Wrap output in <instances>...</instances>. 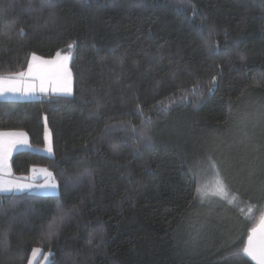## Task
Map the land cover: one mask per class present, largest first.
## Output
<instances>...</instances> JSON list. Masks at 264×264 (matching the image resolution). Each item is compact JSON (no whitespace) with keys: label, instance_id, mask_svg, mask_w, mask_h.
Here are the masks:
<instances>
[{"label":"trees","instance_id":"obj_1","mask_svg":"<svg viewBox=\"0 0 264 264\" xmlns=\"http://www.w3.org/2000/svg\"><path fill=\"white\" fill-rule=\"evenodd\" d=\"M69 44L72 95L0 98V131L41 147L45 118L52 138L51 156L14 152L12 176L58 186L0 193V264L35 247L50 264H250L224 258L264 210V0H0V74ZM215 143L249 181L219 225L197 198Z\"/></svg>","mask_w":264,"mask_h":264},{"label":"snow or ice","instance_id":"obj_2","mask_svg":"<svg viewBox=\"0 0 264 264\" xmlns=\"http://www.w3.org/2000/svg\"><path fill=\"white\" fill-rule=\"evenodd\" d=\"M68 49L71 50L74 45L69 44ZM72 58V53L61 55L58 51L56 57L51 60H44L38 57L35 53L31 54V59L28 61L26 71L15 72L7 75L0 74V95L19 94L26 96L35 93L36 91L47 93L51 90L53 93L62 94L65 96L72 94V73L68 67V63ZM216 77L213 76L209 91L213 90ZM167 107V106H165ZM151 121H148L150 124ZM135 132V129H133ZM140 137L144 141H150L151 137L148 134V129L145 128L140 132ZM46 151L51 153L52 147L47 143L48 137L45 136ZM31 147L28 142L27 134L23 131H0V193H20L26 189L34 188L45 191H54L57 188L55 177L47 169H40L46 173L48 180L43 185H33L30 183H22L21 179H11L6 177L12 176L10 158L15 150ZM36 172V169H33ZM224 185L222 182L217 183V191L222 192ZM201 196L207 195L206 192H201ZM231 202V201H230ZM39 249L33 248L32 256L35 257ZM51 253L45 254V264H50L48 257ZM248 257L255 261V264H264V215L260 217L259 225L249 230L247 239L243 247L235 252L229 253L224 259H239L240 257ZM28 264H33L30 258Z\"/></svg>","mask_w":264,"mask_h":264},{"label":"rangeland","instance_id":"obj_3","mask_svg":"<svg viewBox=\"0 0 264 264\" xmlns=\"http://www.w3.org/2000/svg\"><path fill=\"white\" fill-rule=\"evenodd\" d=\"M69 50L68 48H66L63 51H59L61 53V55H65L68 54ZM57 52L49 58H43L44 60H51L54 59L56 57ZM73 56V53H72ZM40 57V56H38ZM31 59V56L29 58V60ZM71 60L70 59L69 63H68V67L71 70ZM27 70V68H26ZM25 70V71H26ZM72 73V70H71ZM73 74H72V93H73ZM46 94H58V93H53L51 90H49L47 93L44 92H40V91H36L33 94L30 95H26V96H21L19 94H6V95H0V98L3 99H15V100H25V99H32V98H37L40 97L42 95H46ZM62 95V94H59ZM72 95V94H71ZM261 100V98H256V97H249L247 98V102L250 104H255L256 101ZM257 118L254 117V122H257ZM43 123H44V144L41 147H37V146H32L29 147H25V148H21L18 150H24V149H28V150H33L45 155H52L53 151L51 153L46 151L45 145H46V140H45V136L47 134L48 137V141L47 143L51 144L52 147V138H51V134L50 131L48 129L47 123H46V119H43ZM28 139V136H27ZM29 142V140H28ZM15 150L14 152L18 151ZM214 151L218 152V155L221 156V161H217L214 162L212 164V162H209V164L206 166V168L203 171V176L207 177L204 179H199L198 180V185H197V198L198 201L200 203H202L203 206H206L209 208H212L213 210L210 212V216L209 219L212 221H216L219 225V223L224 222L226 219H228L229 213L228 210L225 207L228 206H232L233 204L236 203V197L237 195L235 194V190L239 191H245V189H247V185L249 186V181L248 179L245 177V175L243 174V170H242V166H245L244 163H241L242 161L235 159L234 157H232V155L229 154L228 151H226V153L224 152L225 150L222 149V146L217 145L215 143V149ZM13 152V153H14ZM9 163L11 165V158L9 160ZM36 172L31 173L28 177H25L24 179H21L22 183H30L33 185H43L46 183V181L48 180V177L46 175V173L41 172L40 169H45L42 167H35ZM49 172V171H48ZM247 173V172H246ZM6 178H10V177H6ZM13 179V178H11ZM56 182V181H55ZM218 182H222V184L224 185V190L222 192L217 191V183ZM251 182V181H250ZM57 184V183H56ZM25 191L31 192V193H37V194H56L58 193V186L54 191H45L42 189H38V188H34L31 190L26 189ZM201 192H206L207 195L201 196ZM231 201V202H230ZM264 203V201L262 202V204ZM217 210V211H214ZM247 216V218L249 219L250 222L257 220L259 218V214H256L255 211H253V208H249L247 213L245 214ZM245 221H247L246 219H244ZM245 222H242L241 225H244ZM251 224V223H250ZM249 224V225H250ZM240 231V228L237 229V233ZM36 249H39L40 252L37 253V255L35 257L32 256V251L30 252L29 259L31 258L33 260V264H45V254H48L49 252H44L43 249L39 248V247H35ZM33 250V249H32ZM48 260H50V256L48 257ZM28 261L26 264H28Z\"/></svg>","mask_w":264,"mask_h":264},{"label":"water","instance_id":"obj_4","mask_svg":"<svg viewBox=\"0 0 264 264\" xmlns=\"http://www.w3.org/2000/svg\"><path fill=\"white\" fill-rule=\"evenodd\" d=\"M262 215H264V210H263L261 216H262ZM261 216H260V217H261ZM260 217H259V219L257 220V222L254 224V226H253L252 228L257 227V226L259 225ZM252 228H251V229H252ZM248 233H249V231H248ZM247 236H248V234H247ZM247 236H246V238H245V241H246V239H247ZM245 241H244V243H245ZM242 257H243V256H242ZM243 258H244L246 261H248L250 264H255V261L251 260V258H248V257H243Z\"/></svg>","mask_w":264,"mask_h":264},{"label":"crops","instance_id":"obj_5","mask_svg":"<svg viewBox=\"0 0 264 264\" xmlns=\"http://www.w3.org/2000/svg\"><path fill=\"white\" fill-rule=\"evenodd\" d=\"M33 169H34V168H32V169L30 170V172H29L26 176H21V177H13V176H11L10 178H13V179H17V178H19V179H24L25 177H28L31 173H33Z\"/></svg>","mask_w":264,"mask_h":264}]
</instances>
